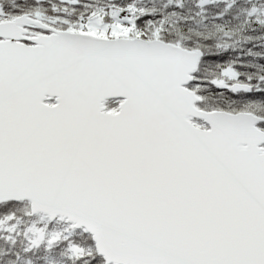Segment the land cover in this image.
I'll use <instances>...</instances> for the list:
<instances>
[{"label": "snow or ice", "instance_id": "1", "mask_svg": "<svg viewBox=\"0 0 264 264\" xmlns=\"http://www.w3.org/2000/svg\"><path fill=\"white\" fill-rule=\"evenodd\" d=\"M0 264H264V0H0Z\"/></svg>", "mask_w": 264, "mask_h": 264}]
</instances>
